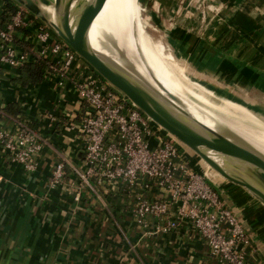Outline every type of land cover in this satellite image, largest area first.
I'll use <instances>...</instances> for the list:
<instances>
[{"label": "crops", "instance_id": "obj_1", "mask_svg": "<svg viewBox=\"0 0 264 264\" xmlns=\"http://www.w3.org/2000/svg\"><path fill=\"white\" fill-rule=\"evenodd\" d=\"M219 1L226 4V16L241 24L232 22L242 33L256 30L259 42L264 41V17H253L264 13V0ZM7 3L22 8L13 0H0V14ZM28 16L40 22L29 12ZM193 42L199 47V41ZM202 48L208 54L212 51ZM237 48L231 46L230 50ZM214 55L211 61L219 70L234 74L247 59L242 53L233 57L227 49ZM245 69L248 72L249 68ZM250 71L257 72L255 68ZM19 75L20 71L0 68V130L15 132L16 121L23 120L40 133L44 144L36 155V169L29 172L11 161L0 145V264H226L210 255L208 245L187 220L168 233L155 231L158 223L152 219L139 224L132 213L135 199L113 183H93L92 188L82 190L78 201L73 199L68 184L70 175L57 189L49 190L48 180L58 160L82 164L83 144L78 139L82 110L70 83L55 90V83L43 78L23 86L18 82ZM52 90L54 95L50 94ZM48 94L51 100L44 113L32 121L29 117L34 112L29 108H43ZM49 114L56 120L52 121ZM183 147V159L207 175L248 231L253 247L249 263L264 264V204ZM66 171L70 173L69 165ZM147 195L168 196L157 189Z\"/></svg>", "mask_w": 264, "mask_h": 264}, {"label": "built area", "instance_id": "obj_2", "mask_svg": "<svg viewBox=\"0 0 264 264\" xmlns=\"http://www.w3.org/2000/svg\"><path fill=\"white\" fill-rule=\"evenodd\" d=\"M37 60L45 63V79L58 88L66 83L73 86L82 110L78 124L82 164L58 160L51 170L49 190L57 189L70 175L68 184L78 201L82 190L93 183H113L135 199L132 213L139 224L152 219L158 223L155 231L168 233L187 220L219 262L250 264L253 247L248 231L207 175L183 159L182 145L24 8L10 12L6 7L0 14V68L18 73L26 62ZM16 125L15 132L0 130V145L11 161L26 172L33 171L44 139L27 122L18 120ZM152 189L168 196L149 197Z\"/></svg>", "mask_w": 264, "mask_h": 264}, {"label": "rangeland", "instance_id": "obj_3", "mask_svg": "<svg viewBox=\"0 0 264 264\" xmlns=\"http://www.w3.org/2000/svg\"><path fill=\"white\" fill-rule=\"evenodd\" d=\"M153 3L154 0H138V19L141 25L144 24L141 37L148 53H151L150 48L153 49L150 44H155L152 41H160L165 51L171 53L177 62L184 66V74L191 81L203 83L202 86L207 90L214 88L221 95H225L233 102L234 107H238L235 109L243 115V118H240L247 124L264 125V41L259 42V33H256V30L253 34H247V31L242 33L241 28L237 27L241 24L238 20L226 16V4L219 0H158L154 5ZM253 17L260 20L264 13ZM232 22L237 23V26ZM138 40L141 41L139 38ZM193 41H199V47H194ZM231 46L238 48L231 51ZM202 47L210 48L212 53H205ZM139 49L143 51L141 47ZM225 49L233 57H238L239 53L247 57L240 63L243 67L239 73L234 74L227 69L219 70V67L212 63L214 54L223 53ZM156 59L162 65L174 69L163 59ZM245 67L249 68L248 72ZM253 68L257 72L251 73ZM11 71L15 72V69ZM244 72L247 74L244 75ZM54 89L56 90L57 86ZM55 90L50 94L54 95ZM51 95L49 97L48 94L44 99L43 108H29L34 112L30 113L29 117L32 121L44 113V107L48 106ZM222 112L235 117L231 111ZM183 150L186 153L190 151L186 147H183Z\"/></svg>", "mask_w": 264, "mask_h": 264}, {"label": "bare ground", "instance_id": "obj_4", "mask_svg": "<svg viewBox=\"0 0 264 264\" xmlns=\"http://www.w3.org/2000/svg\"><path fill=\"white\" fill-rule=\"evenodd\" d=\"M79 1L76 0L70 5L69 23L72 29L75 26V8L77 3L80 4ZM83 1L92 3L94 0ZM45 9L50 21L60 25L62 9H55L53 5L46 6ZM138 10V0H116L115 3L106 0L87 32L88 44L92 50L106 62L129 73L175 115L182 118L176 108L164 101L168 94L177 98L179 106L188 116L224 133L264 159V125L247 124L241 119L243 115L235 109L238 107H234L233 102L225 95H221L214 88L207 90L202 86L203 83L191 81L184 74V66L171 53L165 51L160 41H152L147 37L156 44H150L153 49L150 48L151 53H148L141 37L142 25L138 19ZM156 58L163 59L174 69L162 65ZM224 110L231 111L235 117L228 116L222 112ZM207 153L226 170L242 173L240 169L231 166L222 155L210 151Z\"/></svg>", "mask_w": 264, "mask_h": 264}, {"label": "water", "instance_id": "obj_5", "mask_svg": "<svg viewBox=\"0 0 264 264\" xmlns=\"http://www.w3.org/2000/svg\"><path fill=\"white\" fill-rule=\"evenodd\" d=\"M35 16L57 37L74 50L104 81L122 92L157 126L198 156L210 169L236 185L245 188L264 204V159L224 133L188 116L177 98L168 94L164 101L178 110L175 115L162 101L124 70L100 58L89 46L88 29L106 0L92 3L80 0L75 8L76 21L72 29L69 9L73 0H13ZM62 9L61 23L50 21L46 6ZM176 104V105H175ZM184 118V119H183ZM218 153L241 174L226 170L207 152Z\"/></svg>", "mask_w": 264, "mask_h": 264}, {"label": "trees", "instance_id": "obj_6", "mask_svg": "<svg viewBox=\"0 0 264 264\" xmlns=\"http://www.w3.org/2000/svg\"><path fill=\"white\" fill-rule=\"evenodd\" d=\"M6 7L7 10L10 12H14L16 10V7L13 6L11 3H7ZM44 66L45 63L44 61L41 60L26 62L20 69L18 82L23 86L27 84H36L41 82L44 78L43 76Z\"/></svg>", "mask_w": 264, "mask_h": 264}]
</instances>
